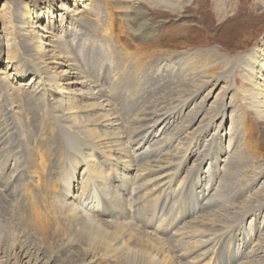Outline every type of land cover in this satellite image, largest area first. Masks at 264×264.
I'll return each instance as SVG.
<instances>
[{"label": "bare ground", "instance_id": "obj_1", "mask_svg": "<svg viewBox=\"0 0 264 264\" xmlns=\"http://www.w3.org/2000/svg\"><path fill=\"white\" fill-rule=\"evenodd\" d=\"M115 1L0 0V264H264V36L165 51L149 11L194 0H120L136 47Z\"/></svg>", "mask_w": 264, "mask_h": 264}, {"label": "rangeland", "instance_id": "obj_2", "mask_svg": "<svg viewBox=\"0 0 264 264\" xmlns=\"http://www.w3.org/2000/svg\"><path fill=\"white\" fill-rule=\"evenodd\" d=\"M122 2H124V0H122ZM256 2H261V0H241L238 4L237 11L234 14L228 16L221 23L212 16V0H204L202 3L199 2V0H194V4L192 3L190 7H186L183 12L174 15L162 11L149 12L152 13L151 19L154 22L163 20L165 23L159 29L160 32L155 34L156 36H159V34L162 36H160L163 41L161 43L165 46L163 47V50L165 51H173L174 43L182 42L183 39L189 38L190 45H192L194 48L198 46H206L204 48L211 49L216 46L222 51L223 54L231 53L232 55H241L245 52V49L240 47V45H242V42L246 38L249 39L248 36L252 38L250 34L254 33V37L251 39L249 44L247 43L249 45V49H252L254 45L260 42L264 36V13L258 12L255 9L254 4ZM115 3L117 4V9L114 16L116 18V24L118 27L117 30L121 36H123L127 43H132L136 47L143 45L138 38H135L131 35L132 31L128 27V23L130 21L126 20H128L127 16L131 14L130 10L124 3H121L120 0H117V2L115 1ZM5 4L6 3H3L0 6V17L3 21H9V10ZM40 6L42 7L43 5ZM143 11L147 14H150L146 8H144ZM174 36L177 37L175 38ZM5 62L6 58L4 57V68L7 65ZM3 67L1 70H3ZM249 125L251 127L255 141H258L259 147L263 149L264 152V123L262 122V118L252 114V116L249 117ZM230 142V140H227L225 144L226 149H229ZM257 163L258 164H254L253 166V168H256V170H253L255 175H258L263 168V166H261L263 165L262 162L258 161ZM207 166L203 171H206L209 168V166ZM260 185L261 183L254 185L251 190V195L252 193L257 192V190L260 188ZM258 199L261 198L259 197ZM179 211L180 209H177L176 216L178 215ZM260 212L261 213L259 217L254 216V214H250L245 217V222L242 225L248 229L249 225L254 227L255 223H257V225L260 227H264V206ZM251 230L252 228L248 231L250 234H252L254 231ZM255 244L256 242H254L250 249L251 254L249 256L251 257H253V255L264 253V240L260 249H258L257 245Z\"/></svg>", "mask_w": 264, "mask_h": 264}]
</instances>
